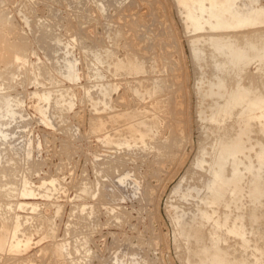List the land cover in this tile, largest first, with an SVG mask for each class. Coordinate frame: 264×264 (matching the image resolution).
<instances>
[{
  "label": "rangeland",
  "instance_id": "1",
  "mask_svg": "<svg viewBox=\"0 0 264 264\" xmlns=\"http://www.w3.org/2000/svg\"><path fill=\"white\" fill-rule=\"evenodd\" d=\"M237 3L242 10L250 8L248 1ZM254 5L264 11V0ZM184 9L175 0H0V160L12 156L19 164L15 179L36 193L0 197V264H72L61 249L68 243L79 246L77 256L86 264L136 259L195 264L197 231L209 242L217 240L218 248L238 264L252 251L253 264L264 262V197L256 254L240 246L241 236L215 226L227 207L204 206L194 191L184 196L209 181L203 161L216 148V131L228 125L234 137L245 127L236 115L222 126L201 119L199 111L208 100L200 105L199 87L224 79L228 88L249 84L245 88L253 86V96L264 97V86H255L258 77L249 78L257 75L261 61L254 58L247 71L239 69L227 78L225 50L208 43L200 44L207 49L204 62L196 61L194 37L220 32L209 25L188 32ZM260 26L264 29V22ZM251 124L245 139L254 142L256 132L262 133L259 142L264 144V125ZM261 172L264 195V166ZM93 188L117 189L118 199L110 201ZM241 201L246 211L242 223L250 230L251 197L245 194ZM10 203L22 208L11 212ZM202 209L211 213L210 220H204ZM253 234L250 230L245 236ZM22 240L29 241L25 250Z\"/></svg>",
  "mask_w": 264,
  "mask_h": 264
},
{
  "label": "bare ground",
  "instance_id": "2",
  "mask_svg": "<svg viewBox=\"0 0 264 264\" xmlns=\"http://www.w3.org/2000/svg\"><path fill=\"white\" fill-rule=\"evenodd\" d=\"M175 1L177 2L178 5L185 8L184 10H186L185 11L186 16H183V17H185L184 22L186 24V29L188 30V32L193 31V32L198 33L199 30L205 29L207 27V25H209V27L211 29L220 32V33L210 34L208 37H205V35L194 37L195 39H193L191 42V45H192L191 50L193 51L192 55L196 59V61H203L204 62V60L206 58L205 57V55H206L205 50H207V49L204 50V48H202L200 46L201 43H204V44L208 43L209 45H211L216 50L217 49L220 51L225 50V55L227 57L226 58L227 61L225 62V68L223 70L225 71V77L228 78V77H232L233 73L236 71L238 72L239 69L243 68L242 72L247 71L246 67L249 64L251 65L250 62H252V60L254 58H257L261 61L260 67L257 69V72H258V73H256L257 75L256 76L252 75V73H251V75H249L250 73L247 75H249V78H250V76H251V78L256 77V79L258 77V81H256V80L255 81L259 85L255 84L253 82L256 86V89L260 88L259 86H261V87L264 86V83H263L264 82V63H262V59H261V58H264V57H261V53L264 50V29L261 28V26H260L264 22V13H263L264 11L258 5L257 6L254 5L255 2H258V0H244V1H248L249 5H250V8L245 9V10H242L243 8H241L242 4L238 5V3H237L238 0H175ZM243 6H244V4H243ZM215 9H219V11L216 12V11H214ZM182 12H183V10H182ZM245 13L246 14L249 13V14L246 15ZM1 19H0V21H1ZM1 22L3 23V21H1ZM249 28H252V29L250 30ZM225 30H231L232 32L226 33ZM221 31H223V32H221ZM50 38H51V36H50ZM38 39H40V38H38ZM44 41H45V39H44ZM22 44L25 45V46L23 45V49L27 48L25 43H22ZM17 47H18V45H17ZM212 54L214 55V53H212ZM201 55L205 58H202ZM130 60H132V59H130ZM216 64H218V63H216ZM219 75H221V74H219ZM242 77H244V74ZM247 78H248V76H247ZM247 78L245 81H247ZM217 79H219V78H217ZM223 80H215V81L211 80L212 82L209 81L208 84L206 83L201 88L199 87V94L201 96L200 105H203L204 102H206L208 100L205 108L201 109L200 111L198 110L199 116H201V119L203 118V120H206V121L208 120L210 123H213V124L215 123V124H218L219 126H222L224 123L228 122L229 119H231L233 116L236 115V116L241 117L240 120H242V124L244 123L245 127L244 128L239 127L240 130L233 137V134H231L230 129H229V128H231V126L229 127L228 125L225 124L226 127L224 126L221 129L217 126V128L220 129L217 131L215 130L218 134V137H216L215 139L213 138L214 139L213 143H216V148L214 147V149H212V152L211 153L209 152L210 153L208 155L209 158L205 159L203 161V164L205 163L204 165H206V163H208L206 172L210 175V177H209L210 179L208 178L209 181H207V179H206L207 183L204 184L203 187L201 186V187H199V189L198 188L196 189V187H193L190 189V191L188 193H184V196L185 197L192 196V192L194 191L196 193V197H198L200 201H203L205 204L208 202V205L204 204V206L209 207L210 206L209 204H212L211 206H213V205H217L218 203H220V204L222 203V205H224L225 208L227 207V210L229 209L230 211L229 210H228V212L226 211L225 216L222 215V216H224L222 218V220L213 218V220L215 219L214 220L215 226L216 227L222 226L223 228L226 226L228 232L234 233V234L236 233L239 235V237L241 236V238H242L240 240V246L241 247H246V250L249 248H251V249L253 248L257 254V251L259 252V250L261 248V247H259V241H258V239L261 237L259 235L261 233H263V232L258 233V230H260L258 228V223L261 222V217H260L261 216L260 214H262L261 208L264 207L263 202H262L264 195H263V192H262L261 187H260V183L263 180V173L261 172V169L264 166V144L262 142H259V140H260L259 136L262 133L260 135H258V133L256 132V134H255L256 137L252 138V140H254V142L250 141L251 140L250 137L248 138V140L245 139V136H247V133L249 131V127L252 126L251 123H253V122L255 123L258 121L259 123H261V125L262 124L264 125V97H262L261 95L260 96H255V95L253 96L252 93L254 91H252V93H251L249 90V88L251 86L249 88H245L246 85H249V84H246L244 88H241L242 86L239 85L238 88L232 89V86L229 85L230 88H228L227 82H225ZM229 81H231V80L229 79ZM252 81H254V80L252 79ZM249 82H251V80H249ZM233 83H235V81H233ZM244 83H242L243 86H244ZM233 86L235 87L236 85H233ZM160 91H162V90H160ZM262 95H264V94L262 93ZM55 102H56V100H55ZM1 108H2V105L0 104V111H1ZM172 109H173V107H172ZM2 111H3V109H2ZM8 113H9V115H11V117H12V115L15 114L12 110L10 111V109H8ZM8 113H7V115H8ZM1 117H3V116H1ZM3 121H2V123H3ZM4 123H6V122H4ZM148 127L150 128V126H148ZM255 128H254V130H255ZM262 128H264V127H262ZM2 129H0V130H2ZM150 129H152V128H150ZM129 130L131 131L133 129L130 127ZM136 130L138 131V129H136ZM146 130H147V128H146ZM261 131H263V130H261ZM132 132H136L135 129ZM132 134H134V133H132ZM209 134L207 137L210 138ZM213 134H215V132ZM217 134H216V136H217ZM137 136H139V135H137ZM0 138H2V137L0 136ZM141 138H142V135H141ZM205 140H207V138L204 139V141ZM204 141H202V143H204ZM248 143H249V145H248ZM210 145H212V144H210ZM6 146H7V144H6ZM246 150H249V151L253 150L254 154L252 153L253 155H248L249 153L246 154L247 153ZM243 155L247 156L248 159L246 160L245 157H243ZM17 164L18 163L15 162V160L12 156H9L8 159L3 160L2 162L0 160V197L5 196L7 198L8 197L12 198V197H19V196L20 197L31 196V195L35 196L36 193L34 194L33 191L25 188L26 181H24V182L21 181V184L19 185V183H20V182H18L19 180L15 179L17 177L16 174H17L18 165H19V164L18 165ZM109 168L110 167H108L107 169H109ZM201 168H203V167H201ZM102 170H101V172H102ZM109 170L111 171V169H109ZM106 171L107 170L105 169L103 172L106 173ZM98 172H100V171L98 170ZM109 172H108V175L111 174ZM105 175H106V177H108L107 174H105ZM102 176H103V173H102ZM108 178H107V180H108ZM99 181H100V183H102L101 178ZM104 182H105V180L103 181V183ZM109 183L111 184V182H109ZM98 184H99V182H98ZM98 184L96 186V189L98 187ZM104 185H106V184H104ZM100 186H101V184L99 185V187ZM105 188H107V187H105ZM115 190H117V189H115ZM115 190L114 191L111 190V192L109 191V193H106L107 191L105 192V190L102 189V191L104 192L103 193L101 191V188H99L98 191H96V190L95 191L98 192L99 194L102 192L103 197L105 194L104 198H106V195H107V198L110 201H113V200L118 199L117 194L119 192L117 191V193H115ZM202 190L204 191V193H203L204 195L203 194L200 195V192ZM245 194L249 195L251 197V201H250L251 206H249V210L251 211L250 212L251 217H250V222H248V224L250 223V230L252 231V233H254L253 236H251V237L245 236V234L247 232H250V230H247L248 228L245 229V226H243L244 224L242 223V219L244 220V218L242 216H243V214L245 215L246 211L243 212L244 203H243V201H241V199L245 197ZM94 195H95V193L93 194V196ZM194 197H195V194H194ZM104 201H105V199H104ZM261 202H262L263 207L260 205ZM220 204H219V206H220ZM14 206H15V204L10 203L9 209L11 212H15L16 209L22 208L20 203L16 204V208ZM30 206L31 207L34 206V203ZM90 208L94 209L93 206ZM202 208H203V206H202ZM209 209H211V208H209ZM29 210L34 211V208L32 207V209H29ZM249 210H247V211H249ZM87 211H88V209H87ZM87 211H86V213H87ZM96 212H97V210H96ZM96 212H95V214H96ZM213 212H215V210H213L212 213ZM216 212H217V210H216ZM86 213L84 212L83 215L85 216ZM201 213H203L201 215L205 216L204 220H206V221L210 220V218H211L210 214L211 213L205 211V209L204 210L202 209ZM215 214H218V213H215ZM222 214H224V213H222ZM247 214H248V212H247ZM198 215H199V212H198ZM215 216H217V215H215ZM80 217H82V216H80ZM193 217H194V215H193ZM82 218H80V219H82ZM217 218H218V216H217ZM204 223H205V221H204ZM209 224H211V223H209ZM19 225H20V222L16 220V227H19ZM188 225H189L188 223L185 224V226H188ZM205 225H207V224H205ZM201 227H203V225H201ZM241 228H243L244 230H242ZM10 229H11V227H10ZM240 229H241V231H240ZM262 229H263V226H262ZM69 230H71V229H69ZM198 230H200V229H198ZM216 230H217V228H216ZM16 232H17V230H16ZM8 234H10V233H8ZM13 234H14V232H13ZM206 234L208 235V233H206ZM226 234H227V232H226ZM182 235H184V234H182ZM248 235H249V233H248ZM262 235H264V234H262ZM9 236H11V235H9ZM194 237H195L194 238L195 242L196 241L198 243L201 242V245H199L197 243L196 245H198V246L196 247L194 245L195 248H193V251L194 250L196 251V252L194 251L193 257L195 259H197V262L195 264H238L236 258H233V259H235V261H234L235 263H232L233 259H231V256H230L231 253L224 251L221 248H218L219 246L217 245V242H216L217 240L216 241L210 240V242H209V239L205 240L206 239L205 236L203 237L200 231H197V233L194 235ZM209 237H211V236H209ZM212 237H213V235H212ZM9 239H10V237H9ZM214 239H216V238H214ZM185 240H186V238H185ZM204 240L206 242H204ZM6 241H7V239H6ZM16 242H17V240H16ZM22 242H24V244H23L24 248L23 249L24 250L27 249L29 247V241L22 240ZM192 243H194V242H192ZM189 248L191 249V246H189ZM54 249H55V247H54ZM61 249L65 252V255H67L69 257L68 260L71 259L72 264H86L83 257L77 256V254L81 251H80L79 246H77L76 244L71 245V243H68V244L63 245V247H61ZM19 250H20V248H18V251ZM250 254H251V256L249 258H248V256H246L248 259L247 258H243V259L240 258L242 260L239 263L240 264H253L255 262V257H256V256H254L255 252L252 251ZM259 255H261V254H259ZM145 261H144V259H143V261L142 260L137 261V259H136V260H131L129 263L127 260V263L128 264H142V262H145ZM194 261H196V260H193V262ZM193 262H192V264H193ZM118 263L116 260V264H118ZM120 263H121V261H120ZM263 263H260V264H263ZM256 264H259V263H256Z\"/></svg>",
  "mask_w": 264,
  "mask_h": 264
}]
</instances>
